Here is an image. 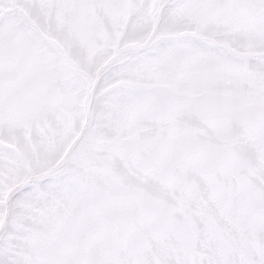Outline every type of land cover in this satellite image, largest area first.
I'll return each mask as SVG.
<instances>
[{"label":"snow or ice","instance_id":"6c2138e0","mask_svg":"<svg viewBox=\"0 0 264 264\" xmlns=\"http://www.w3.org/2000/svg\"><path fill=\"white\" fill-rule=\"evenodd\" d=\"M0 264H264V0H0Z\"/></svg>","mask_w":264,"mask_h":264}]
</instances>
